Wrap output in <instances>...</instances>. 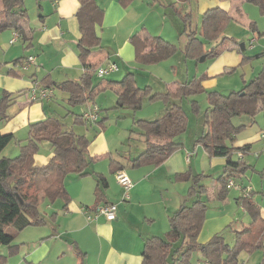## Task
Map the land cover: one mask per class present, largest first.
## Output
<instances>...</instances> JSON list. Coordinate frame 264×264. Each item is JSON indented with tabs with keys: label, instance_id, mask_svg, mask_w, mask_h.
<instances>
[{
	"label": "trees",
	"instance_id": "1",
	"mask_svg": "<svg viewBox=\"0 0 264 264\" xmlns=\"http://www.w3.org/2000/svg\"><path fill=\"white\" fill-rule=\"evenodd\" d=\"M118 1L121 5L127 6L133 0ZM231 1L233 4L229 10L216 5L203 11L199 35L195 27H190V12L179 14L184 21L182 32L187 36L182 48L185 57L197 58L202 53H205V56L218 54V43L205 52L202 43L205 38L213 41L222 35L223 27L232 19L230 12L236 16L242 15L239 0ZM246 1L257 5L264 14V0ZM78 2L79 7L75 13L80 32L77 51L85 70L78 80L66 79L61 82L49 81L45 78L39 81L32 80L40 86L66 91L67 102L72 105L92 100L95 90L99 87V82L95 87L91 85L97 65L89 61V56L94 48L100 46V37L96 33L95 25L99 24L103 10L95 0H78ZM173 4L175 3H170L171 6ZM27 19L28 13L23 0H0V33L6 29H13L17 31L22 41L30 40ZM186 25L189 27L187 32ZM250 27L255 29L251 23ZM222 39L228 37L223 36ZM130 42L134 47V59L142 65L166 59L176 51L174 43L160 35H149L143 31L133 33ZM24 58H18L15 62L21 64ZM205 77V74L194 76L184 82L167 84L163 91L152 92L149 85L143 88L138 86L134 72L127 71L122 76L114 87L117 94L116 105L135 110L141 107L146 96L149 101L159 99L165 104L163 114L155 118L133 119L134 128L131 130L142 137L144 148L130 159L124 158L120 153L90 157L87 146L91 137L74 132L53 115L28 124L27 136L20 140L19 153L14 157L1 154L2 149L14 138V134L0 131V244L6 245L8 249L6 254H0V264H7V256L18 251V244L13 243L14 235L7 231V227L21 230L28 226L53 222L57 211L42 214L38 208L44 199L52 202L59 198L63 201L62 209L66 208L70 201L65 186V177L68 173L89 174L91 173L89 165L105 157L112 172L122 170L126 165L135 166L145 162L159 164L166 159L181 145L178 136L186 129L187 124L186 112L176 101L199 91L206 92L202 85ZM27 91L28 89L21 90L16 96L6 92L0 97V121L6 119V108L18 95L27 94ZM206 94L208 102L205 112L206 129L197 137L196 142L209 157L225 158L222 172L217 176L220 182L218 195L224 196L229 188L226 186L227 180L247 167V162L242 158L250 148L249 143L234 145L236 134L244 124L236 126L233 117L240 113V105L251 99L260 101V109L264 113V74L255 76L240 90L227 94L208 90ZM193 102L194 108L195 106L198 108L197 101L193 100ZM76 116V119L83 120L81 115ZM43 140L51 144L52 153L47 162L35 164L34 155ZM177 176L190 180L187 197L179 208L168 216L169 227L165 234L150 236L144 240L141 264H191L190 257L193 251L199 252L204 258L203 263L206 264H242L239 251L243 249L251 252L261 245L264 236V218L261 217L257 205L249 200L248 196H240V201L250 215L251 221L240 228L232 229L233 244L227 243L220 232L201 242L197 237L206 207L204 200L200 198L206 191V186L200 183L204 175L186 170ZM96 180L95 194L100 198L102 189L107 187V180L101 173H96ZM74 248L80 258L76 264H83L81 258L84 252L76 246ZM260 264H264V251Z\"/></svg>",
	"mask_w": 264,
	"mask_h": 264
},
{
	"label": "crops",
	"instance_id": "2",
	"mask_svg": "<svg viewBox=\"0 0 264 264\" xmlns=\"http://www.w3.org/2000/svg\"><path fill=\"white\" fill-rule=\"evenodd\" d=\"M165 1L175 2V0ZM95 2L103 11L99 24L95 25L96 33L100 37V46L91 52L89 56L91 63H96L98 66L114 61L116 64L118 62L124 64L127 68L125 65L134 59V47L130 42V36L137 31L149 35H162L163 38L169 39L166 33L145 30L147 24L143 22L148 20L151 9L157 3L163 7L164 14H167L168 5L162 0H133L127 6L121 5L118 0H95ZM216 3L219 2L205 4V7L217 5L226 10L231 7V4L225 6ZM33 5H36L37 18L26 23L30 31V40L22 41L18 36L14 42L9 43L14 30L6 29L0 33V46L3 49L0 51V60L3 61L0 62V97L6 92L16 96L19 91L28 89L35 82L32 80L39 81L42 78L54 82L66 79L78 80L83 72L77 51L80 32L75 13L79 7L78 0H34ZM155 11L157 15L160 14L159 8ZM162 19L165 23V18ZM140 27L143 29H139ZM29 55L35 56V63L21 67L19 62H15L16 59ZM127 71L130 70L126 69ZM118 81V79H101L98 84L99 89L109 87L117 97L114 87L117 86ZM56 90L58 93L54 94L53 91L51 97L37 101H29L27 94H23L24 97L18 95L6 108L7 116L5 120L0 121V131L17 134L18 131L23 132L27 129L28 133L29 123L46 116H56L53 107L57 105V100L66 103L68 97L66 91L58 88ZM256 101L260 107V101ZM97 106L94 101L91 104L87 100L82 109L85 108L81 109L79 115ZM89 136L91 140L87 152L90 157L120 153L124 158L130 159L144 148L142 137L137 133L134 139L138 143L133 142L125 151H121L117 141L113 139L109 141L105 130L99 129ZM178 140L181 145L161 163L145 162L135 166L126 165L122 169L132 182L127 199H122L123 188L117 182L115 172L110 170L106 157L95 160L93 166L89 165L91 173L72 176L71 180H75L76 183L65 185L70 201L65 209L61 208L62 213L56 214L53 222L25 227L21 233H18L20 243L26 244L23 249L24 258L31 264H39L47 256L57 255L59 264H76L80 261L75 253L76 246L84 252L81 258L83 264H141L144 240L150 236L164 235L168 230L166 227H169L168 216L179 208L187 197L188 181L178 177L177 174L186 170L198 173L196 163L201 165L202 171H208L216 165L222 167L225 163L224 157H209L197 142L186 144L180 136ZM246 143L250 144V142ZM40 144L43 147L34 155L35 164L47 162L52 153L48 141L43 140ZM234 145L242 144L237 142ZM4 148L1 152L8 156L9 150ZM197 155L198 159L192 160ZM96 173L105 175L107 180V187L102 189L100 198L95 194ZM183 185L185 190L182 192ZM237 188L241 190L240 196L246 195L256 204L246 191L251 190L249 187ZM105 202L116 203V218L108 220L104 216H99L97 219L88 220L86 214L91 213L96 205ZM82 208L88 209L87 213ZM259 210L261 217L264 218V208L261 207ZM200 232L197 238L203 242L211 235L210 233L218 231H211L203 237L205 239L200 238ZM6 250L1 253L6 254ZM250 259V256L246 257L242 264H249ZM7 263L18 264L16 260L8 261V259ZM253 263L260 264L258 260Z\"/></svg>",
	"mask_w": 264,
	"mask_h": 264
},
{
	"label": "rangeland",
	"instance_id": "3",
	"mask_svg": "<svg viewBox=\"0 0 264 264\" xmlns=\"http://www.w3.org/2000/svg\"><path fill=\"white\" fill-rule=\"evenodd\" d=\"M228 1L229 0H187L176 1L177 3L174 2L175 4L171 6L169 5L170 1L166 2L162 0L163 3H167L168 5L166 15L163 12L162 6L158 3L154 4L155 6L151 9L148 20H143V22L147 24L145 30L166 33L169 37L168 40L176 45V51L170 57L155 63L142 65L133 59L125 65L127 68L124 67V64L118 62L119 69L117 71H111L102 76L93 72L91 85L95 87L101 79L120 80L126 73V69H128L134 72L137 84L140 88L149 85L152 92L163 91L166 89L167 84L174 83V81L184 82L192 79L194 76L198 77L203 74L206 75L202 81L203 86L206 84L204 86L206 92L208 90H217L227 94L231 91L240 90L245 83H248L255 76L264 74V14L260 12L257 5L246 0H239L242 15L236 16L234 13L230 12L232 19L223 27L222 35L216 37L213 41L207 40L206 38L204 39L202 43L203 51L209 50L218 43V54L205 56V53H202L197 58H191L185 57L182 52L187 36L185 32H182L184 21L179 14L190 12V27H195L199 35L201 16L203 11L207 9L205 4H213L214 2H219L216 4L222 3L225 6H228L226 4H233L232 1ZM23 2L28 13L27 21L30 22L35 20V18H37V9L36 5H33L34 0H23ZM156 8L160 9V16L156 14ZM161 17L165 18V23H163ZM250 23L255 26V29L250 27ZM187 26L188 25H186L185 28L186 32L189 30ZM139 29H141V27ZM223 36H227L228 39L223 40ZM249 38H254L253 46L249 45ZM242 42L244 43V48L241 50L240 43ZM2 50L0 46V51ZM0 62L3 61L0 60ZM53 91L54 94L58 93L56 88H53ZM206 92L199 91L195 94L188 95V97L177 99L176 101L178 104L182 105L187 115L186 129L179 135L186 144L195 143L197 137L206 129L205 112L208 106ZM23 94L25 95V93H21L19 96L24 97ZM115 97L114 91L109 87L101 89L98 87L95 90L92 100L98 105V115L97 121L90 123L76 119V115L79 114L85 102L72 105L68 102L62 103L57 100V105L53 107V110L56 116L68 127L72 128L74 132H83L89 136L95 130H105L109 141L111 139L117 141L121 151H125L128 150L129 145L133 142L138 143V141L134 139L136 133L131 130V128H134L132 118H155L163 114L165 104L159 99L149 101L146 96L143 99L141 107L133 110L128 107L116 105ZM92 100L89 99L91 104L93 103ZM193 100L197 101L198 108L196 106L194 108ZM240 109V113L233 117V123L236 126H240L241 124H245V126L241 125V128L236 134L234 144L237 142L241 144L250 142V148L242 158L248 165L241 173L235 174L231 178L240 186H246L251 189L245 190L253 197L257 207L260 209L261 207L264 208V141L260 136L261 132L264 130V113L258 106L257 101L253 99L246 100L242 103ZM26 134L27 129L23 132L22 130L18 131L17 134H14V138L5 146L6 148L4 149L9 150V157H14L19 153V142L23 140L22 138L26 136ZM42 147L43 146L40 144L38 150ZM1 154L3 155L2 152ZM197 157L198 155L193 157L192 160L198 159ZM234 157H236V155H234ZM93 165L95 164L92 162L91 166ZM196 165L199 170L198 173L204 175L200 183L206 186L205 193L200 196V198L204 200L206 206L200 238L205 239L203 237L207 236L211 231L217 230L222 233L227 243L233 244L234 233L232 229L240 228L243 224H247L251 221L250 215L240 201L241 190L240 188L231 186L225 191L224 196H219L218 189L220 182L217 180V176L222 172V167L216 165V167L212 166L208 171H202L201 165H198V163H196ZM72 176L76 177L77 174L74 172L68 173L65 177V185L67 184L69 186L76 183L75 180H71ZM183 181H188V184L190 183V180ZM184 190L185 185H183L182 192ZM62 204L63 201L59 198L52 202L44 199L40 202L38 208L42 214H50L53 211H57V214H61ZM23 229L15 230L13 227H7V231L14 235L13 243L18 244L19 247V250L14 254L8 255L7 259L8 261L16 260L18 264H31L24 258L23 249L26 247V244H21L18 239V233H21ZM212 233H210V236L214 234ZM6 249V245L0 244V254H4L1 253V251L4 252ZM263 251L264 236L260 246L255 247L251 252L242 249L239 251L238 255L241 262H243L246 257L250 256L251 259L249 264H255L253 263L255 260H258L260 263ZM54 252H56V250H54ZM203 261L204 258L199 252L193 251L191 253V264H197ZM59 263L60 260L57 255H54L47 256L45 260L39 264Z\"/></svg>",
	"mask_w": 264,
	"mask_h": 264
},
{
	"label": "built area",
	"instance_id": "4",
	"mask_svg": "<svg viewBox=\"0 0 264 264\" xmlns=\"http://www.w3.org/2000/svg\"><path fill=\"white\" fill-rule=\"evenodd\" d=\"M17 31H14L12 37L9 40V43L14 42L17 37H18ZM254 38L249 40V45L253 46ZM35 63V56L34 55H29L23 59V62L21 63L22 67H27L30 64ZM118 69V65L114 61H108L106 63H102L96 67L95 72L99 75L102 76L108 72L115 71ZM83 70H85V67H83ZM53 95V89L47 86H40L38 85L37 82H33L30 87L28 88L27 91V97L29 101H37V100H42V99H47ZM81 117L83 120L87 122H93L96 121L97 119V107H93L87 111H84L81 114ZM261 138L264 141V130L260 134ZM263 151H264V146H263ZM115 177L117 182L122 186L123 188V193H122V199H127L129 197V189L132 186V182L128 175L123 171V170H118L115 172ZM227 187L235 186V187H240L239 184L235 183L232 178L228 179L226 182ZM246 193V191H244ZM84 209V212L87 213L86 208ZM116 203L114 202H105L98 204L94 207L91 213H87L86 217L88 220H93L97 219L99 216H104L108 220H112L116 218ZM206 264V263H203Z\"/></svg>",
	"mask_w": 264,
	"mask_h": 264
},
{
	"label": "water",
	"instance_id": "5",
	"mask_svg": "<svg viewBox=\"0 0 264 264\" xmlns=\"http://www.w3.org/2000/svg\"><path fill=\"white\" fill-rule=\"evenodd\" d=\"M241 49H243V43H241Z\"/></svg>",
	"mask_w": 264,
	"mask_h": 264
}]
</instances>
